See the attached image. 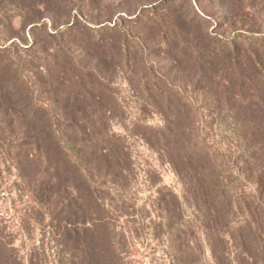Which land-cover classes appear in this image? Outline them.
I'll use <instances>...</instances> for the list:
<instances>
[{"label":"trees","instance_id":"trees-1","mask_svg":"<svg viewBox=\"0 0 264 264\" xmlns=\"http://www.w3.org/2000/svg\"><path fill=\"white\" fill-rule=\"evenodd\" d=\"M173 1V4L154 3L145 7L153 15L136 20L146 28L158 30L161 22L152 7L181 8L178 5L182 0ZM183 14V17H174L182 39V43L176 42L175 50L184 59L192 53L191 60L197 66L211 67L213 74L208 77L211 84L207 85L215 88L216 95L218 89L219 92L235 94L233 98L251 88L258 90L260 86L264 89V55H259L264 52L263 38L250 35V41L244 43L237 41L238 37L228 41L216 35L201 34L203 19L195 13ZM47 23L44 20L39 26L45 29ZM188 26L194 28L195 36L186 30ZM69 30L64 28L56 32L64 35L70 34ZM77 32L79 35L76 33L75 37L84 44L86 42L91 49L103 51L109 47L123 56L130 52L131 39L117 24H103L97 28L82 25V30ZM187 35L194 37L193 43L188 41L186 47L183 37ZM115 40L120 42L115 45ZM239 67H244L249 75L232 70ZM2 69L0 65V78L5 74L9 81L11 73ZM50 70L57 73L58 85L67 88L74 96L97 94L99 100L107 92L106 86L94 78L85 75L78 79L61 59L60 64ZM218 70L224 75H219ZM249 84L250 88L247 87ZM14 88L16 90L13 89L10 97L22 100L17 96L25 85ZM142 90H150L155 99L153 104L161 109L163 121L157 127L136 126L137 131L141 133L139 129L145 127L141 129L142 138L157 148L161 157L172 165L181 185L180 195L165 186L156 188L151 202L142 208L149 211V217L150 212L155 215L141 227L143 231L149 230L144 232V240L150 235L157 238L161 233L169 246V264H205L201 257L204 256V245L211 264H264V197L261 196L264 190V152L260 151L264 147L255 144L246 148L241 153V167L236 171L215 146L193 134L190 123L194 100L180 89L159 81L147 82ZM240 105L234 101L230 108L240 109ZM34 107L39 105H32L31 112L20 116L26 128L19 145L6 144L0 128V155L6 152L10 156V150L21 147L25 150L26 160L41 168L40 174L29 177L20 163L6 157L8 170L13 168L18 172L17 188L27 191L26 206L17 211L16 217L21 232L26 231L27 243L22 245L29 247L26 258L20 256L19 250L13 246L18 235L0 219V264H23L24 258L28 264H39L41 258L48 259L51 251L47 244L50 242L43 243L46 227L60 238L56 250L68 260V264H129L123 253L127 237L118 233L109 219L120 220L130 207L124 199L113 203L109 190L96 181L97 176H105L109 177L106 181L109 184L120 179L123 182L129 160L126 145L114 132L108 131V126L97 129L95 119L66 126L59 118L50 117V114L40 112V107ZM16 122L13 119L11 124ZM243 131L239 130V133ZM255 132L253 129L252 133ZM244 179L250 180L251 187L254 186L250 192L240 191L244 188ZM131 207L137 206L132 204ZM134 222L140 225L141 221ZM36 230L41 234L40 240L35 239ZM20 241L24 243L23 238Z\"/></svg>","mask_w":264,"mask_h":264},{"label":"rangeland","instance_id":"rangeland-1","mask_svg":"<svg viewBox=\"0 0 264 264\" xmlns=\"http://www.w3.org/2000/svg\"><path fill=\"white\" fill-rule=\"evenodd\" d=\"M164 2L174 3L173 0H0V65L3 71L11 73L9 81L5 74L0 78L1 135L6 144L19 145L26 128L20 116L31 112L32 105H39L40 112L59 118L66 126L95 119L97 129L108 126V131L121 138L129 153L123 182L120 179L109 184L106 182L109 177L105 176H97L96 181L109 190L113 203L124 199L130 207L120 220L109 219L118 233L127 237L123 253L129 264H169V246L161 233L157 238L150 235L144 240L143 234L149 230L143 231L141 227L155 215L150 212L149 217V211L142 208L151 202L156 188L165 186L181 194L180 181L172 165L161 157L157 148L142 138L141 129L145 127L139 129L141 133L137 131L136 126L157 127L163 121L161 109L153 104L155 99L150 90H142V86L150 81H159L165 86L180 89L194 100L190 123L193 134L215 146L236 171L241 167V153L246 148L255 144L264 147V89L260 86L258 90L251 88L233 98L235 94L219 92L217 88L216 95L215 88L207 85L211 84L208 80L213 74L211 67L197 66L191 60L192 53L184 59L175 50L176 42L182 43V39L174 22V17L185 16L184 12L195 13L203 19L201 34L216 35L228 41L238 37L237 41L244 43L250 41V35L264 39V0H182L179 9L152 7L161 22L158 30L146 28L136 20L153 15L145 7ZM44 20L48 23L42 29L39 25ZM33 24L37 26L32 27ZM103 24H117L131 39L130 52L126 56L117 55L109 47L103 51L91 49L86 42L84 44L75 37L76 33L79 35L77 31L82 30V25L97 28ZM64 28L70 29V34L56 32ZM186 30L194 33L192 26ZM194 36L183 37L186 47L188 41L193 43ZM119 42L115 40V45ZM259 55L262 57L264 52ZM60 59L78 79L87 75L103 83L107 88L103 99L98 100L97 94L74 96L67 88L58 85L57 73L50 69L57 67ZM243 68L232 70L249 75ZM218 71L219 75H224L223 71ZM16 85L26 87L17 96L22 100L10 97ZM233 91L237 93L235 88ZM234 101L240 109L230 108ZM13 119L17 122L11 124ZM253 129L255 133H252ZM239 130L245 131L239 133ZM260 151L264 152L263 149ZM9 155L6 152L0 155V219L3 225L16 232L18 238L13 246L19 250L20 256L26 258L29 247L23 246L27 243L26 231L23 229V236L22 228L17 226L16 214L25 208L28 195L26 189L17 188L18 172L13 168L8 170L6 157L20 163L29 177L38 175L41 168L26 160L25 150L21 147L10 150ZM242 184L244 188L240 191L254 189L250 180L244 179ZM261 196L264 197V190ZM132 204L137 207L132 208ZM137 219L141 221L140 225H135ZM36 234L35 239L40 240L38 230ZM59 240L55 231L45 228L43 243L50 242L47 245L51 256L46 260L41 258L39 264H68V260L58 255L56 250ZM203 250L202 260L211 264L206 245ZM25 258L22 263L28 264Z\"/></svg>","mask_w":264,"mask_h":264}]
</instances>
